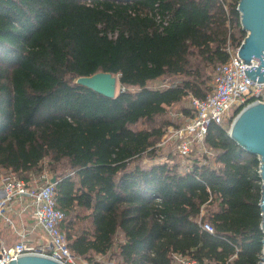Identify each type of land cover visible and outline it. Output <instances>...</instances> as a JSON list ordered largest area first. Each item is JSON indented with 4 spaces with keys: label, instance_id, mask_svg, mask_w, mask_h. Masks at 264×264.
I'll return each instance as SVG.
<instances>
[{
    "label": "trees",
    "instance_id": "16d2710c",
    "mask_svg": "<svg viewBox=\"0 0 264 264\" xmlns=\"http://www.w3.org/2000/svg\"><path fill=\"white\" fill-rule=\"evenodd\" d=\"M239 3L0 0V172L29 180L46 167L57 177L60 230L78 259L260 264V159L231 125L210 127L211 158L155 161L167 128L195 116L181 109L176 122L169 109L205 99L209 68L247 37ZM99 72L118 76L115 98L76 84Z\"/></svg>",
    "mask_w": 264,
    "mask_h": 264
},
{
    "label": "built area",
    "instance_id": "2783aa9c",
    "mask_svg": "<svg viewBox=\"0 0 264 264\" xmlns=\"http://www.w3.org/2000/svg\"><path fill=\"white\" fill-rule=\"evenodd\" d=\"M239 48L228 44L229 61L217 64L213 69L211 90L205 99L193 94L187 97V109L195 116L180 128L169 127L163 142L171 140L174 151L184 158L205 160L213 157L206 143L212 125H232L240 108H245L252 99L264 103V82L250 79L245 68L258 66L246 64L239 56ZM215 165V162H213ZM53 174L44 168L34 172L29 180L15 174L0 172V264H9L25 255L48 256L62 264H81L82 260L70 251L66 238L60 230L65 213L57 208L56 184ZM202 228L214 232L209 223ZM12 232L15 239L8 245L1 231ZM175 264H200L188 255H175Z\"/></svg>",
    "mask_w": 264,
    "mask_h": 264
},
{
    "label": "water",
    "instance_id": "95a60500",
    "mask_svg": "<svg viewBox=\"0 0 264 264\" xmlns=\"http://www.w3.org/2000/svg\"><path fill=\"white\" fill-rule=\"evenodd\" d=\"M238 10L241 25L247 37L240 46L239 56L246 64L258 62V66L245 68L247 76L259 83L264 82V0H240ZM118 76L99 72L92 76L77 79L76 84L87 87L107 98H115ZM229 136L244 150L260 159V176L262 178V229L264 230V103L254 101L243 108L233 121ZM51 182L57 184V177ZM264 244V241H263ZM9 264H62L48 256L30 254L13 259ZM260 264H264V249Z\"/></svg>",
    "mask_w": 264,
    "mask_h": 264
},
{
    "label": "rangeland",
    "instance_id": "374dc122",
    "mask_svg": "<svg viewBox=\"0 0 264 264\" xmlns=\"http://www.w3.org/2000/svg\"><path fill=\"white\" fill-rule=\"evenodd\" d=\"M208 72H212V75H213V69L212 68H209ZM169 84H170V80L165 79V80L156 81V82L152 83L151 86L153 88H164V87H167ZM119 90H120V87L118 86L117 87V93L119 92ZM187 105H188V103H187V98H186L179 105L175 106L174 108L169 109V114L167 115V118L177 122L178 119L182 118V115L180 114V110L181 109H187L186 108ZM146 127H147L146 124H140L137 128L141 129V128H146ZM170 127H174V126H170ZM168 129H169V127L167 128L165 135H166ZM163 138L157 144V147L159 148V152H158V156L155 160L156 162L166 161L170 157V155L171 156H179L174 151V145L172 144V141L167 140V141L163 142ZM179 160L180 161L182 160L183 166H186L188 164V160L178 158L177 161H179ZM144 163L149 165V164H151V161L148 159H145ZM0 224H1V221H0ZM1 234H2V239L9 246L12 245L13 242H15V239L11 238L12 232H10L8 230H3V231H1ZM103 260H106V259L104 258ZM81 264H87V263L82 261Z\"/></svg>",
    "mask_w": 264,
    "mask_h": 264
}]
</instances>
